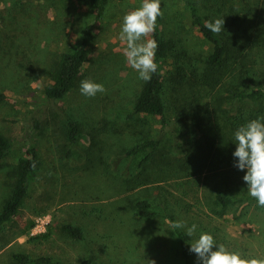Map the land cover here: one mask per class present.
<instances>
[{"label":"rangeland","instance_id":"1","mask_svg":"<svg viewBox=\"0 0 264 264\" xmlns=\"http://www.w3.org/2000/svg\"><path fill=\"white\" fill-rule=\"evenodd\" d=\"M191 2H197L205 19L224 18V30L243 36V28H251L254 35L264 29V0H161L162 35L186 54L180 64L187 66L186 75L193 81L191 67L199 65L203 73L212 47L193 26ZM141 4L110 0L99 16L95 8L76 0H0V135L14 145L0 163V212L13 191L19 160L31 146L41 159L20 213L0 232V264H22L15 258L19 254L54 264H184L176 231L185 235L191 264H200L189 249L202 232L243 258L264 259V207L248 193L246 170L222 164L193 178L179 171L190 137L187 121L175 114L173 105L180 98L174 85L166 124L133 113L145 81L127 63L126 41L120 36L123 16ZM90 25L94 40L77 87L64 100L46 99L44 88L56 62ZM148 38L153 39V33ZM261 44L247 48L238 87L228 81L211 93L202 86V106L214 113L221 139L233 145L240 125L264 116V41ZM176 64L174 58L168 62V78ZM84 79L102 84L106 92L85 97L80 92ZM229 84L234 92L258 90L263 96L240 102L232 98ZM69 121L83 129L75 146L66 139ZM151 141L157 142L155 150L129 155ZM150 155L151 161L143 164ZM218 195L232 199V204L224 207ZM141 201L151 204L155 217H140L136 204ZM43 219L49 222L46 231H34ZM178 220L196 224V235L189 238L185 228L172 229ZM66 224L80 227L83 239L64 233Z\"/></svg>","mask_w":264,"mask_h":264},{"label":"trees","instance_id":"2","mask_svg":"<svg viewBox=\"0 0 264 264\" xmlns=\"http://www.w3.org/2000/svg\"><path fill=\"white\" fill-rule=\"evenodd\" d=\"M76 1L85 6L95 8L99 16H102L110 2V0ZM200 9L197 2L190 3L193 26L197 28L203 39L212 47V52L203 68V73L199 65L192 66L191 78L195 79L190 81L186 75L187 66L180 64L186 54L177 51V45L173 40H167L163 37L160 25L161 18L158 17L156 28L153 32V39L158 43L155 58L158 69L152 75L151 80L144 83L133 110L135 115L158 117L163 124H166L168 122L167 100H169V89L171 84L174 85L173 90L180 98L178 103L173 105L175 114L182 120L187 121L186 136L190 137L187 143V152L179 160L178 164L179 171L187 178L202 176L208 169L216 170L222 164L234 166L235 159L232 154L236 146L225 138L221 139L220 130L213 122L214 113L210 111L208 106H202V86L207 90L209 89L211 93L225 86L228 81L233 86L238 87L237 82L243 79V71L239 70V66L243 65L247 48L253 50L255 47L261 46L264 41V29L258 30L259 33L257 35H254L255 32L248 27L243 28V36L231 35L226 30H223L224 34L212 33L205 27V22L211 20L205 19ZM94 33V25L88 26L83 31L78 44L59 57L50 75V81L44 88L46 99L61 101L75 90L87 62V50L94 40ZM240 41H242V44ZM172 58L177 63L176 71L171 78H168L171 71L168 73L167 67L168 62ZM231 84L229 86L231 87L232 98L240 102H256L263 96L262 92L258 90L248 93L234 92ZM65 134L67 141L72 146H75L83 138V129L77 121H69ZM156 147L157 142L155 141L142 143V145L131 150L129 155L138 156L148 148L155 150ZM13 148V142L9 138L0 135V163L10 155ZM151 157V155L147 156L143 164L149 163ZM40 170L41 159L39 153L34 146H31L26 156L19 160L13 191L5 199L0 212V232L20 213ZM139 179L142 180L141 178ZM217 201L224 207L233 202L232 199L219 195L217 196ZM136 208L140 217L144 219H151L156 215L151 210V204L148 201L138 202ZM62 231L76 240H82L84 237L82 229L71 224L62 226ZM176 233L183 245L182 257L184 264H191L189 252L184 244L185 235L181 234L180 231H176ZM15 258L22 264H54L50 259L32 260L22 254L16 255ZM83 264L99 263L88 260Z\"/></svg>","mask_w":264,"mask_h":264},{"label":"clouds","instance_id":"3","mask_svg":"<svg viewBox=\"0 0 264 264\" xmlns=\"http://www.w3.org/2000/svg\"><path fill=\"white\" fill-rule=\"evenodd\" d=\"M162 16L161 0H142L140 7L126 13L122 19L120 38L126 41L124 55L138 78L145 82L150 81L158 69L155 59L158 43L148 37L155 31L158 17ZM224 23V18H218L206 21L205 27L219 34L224 30ZM80 92L85 97L94 98L106 89L100 83L84 79L80 82ZM233 142L236 145L232 154L234 166L241 171L246 170L243 181L247 184L248 193L256 199L258 206L264 207V116L240 125L234 132ZM171 228H185L187 237L191 238L196 235L197 225L188 226L186 221L178 220L171 223ZM189 250L196 254L200 264H264V259H247L238 252H230L207 232L200 233L191 241Z\"/></svg>","mask_w":264,"mask_h":264},{"label":"built area","instance_id":"4","mask_svg":"<svg viewBox=\"0 0 264 264\" xmlns=\"http://www.w3.org/2000/svg\"><path fill=\"white\" fill-rule=\"evenodd\" d=\"M49 225V222L46 220H41L36 224V227L34 228V231L45 232V228Z\"/></svg>","mask_w":264,"mask_h":264}]
</instances>
